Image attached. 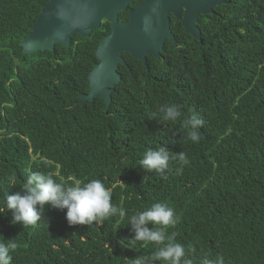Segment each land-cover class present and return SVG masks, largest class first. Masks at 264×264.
<instances>
[{"label": "trees", "instance_id": "1", "mask_svg": "<svg viewBox=\"0 0 264 264\" xmlns=\"http://www.w3.org/2000/svg\"><path fill=\"white\" fill-rule=\"evenodd\" d=\"M48 1L0 0V208L42 171L66 184L100 179L126 216L70 226L66 209L46 206L36 226H23L5 209L0 236L18 243L11 264H130L156 246L131 241L128 217L156 202L175 210L167 231L192 246L194 264L221 254L225 264H264V0H224L200 14L201 40L171 16L179 46L167 41L148 71L122 53L128 67L120 65L107 109L99 96L79 101L107 21L72 35L68 48L21 53ZM163 104L178 105L181 117L163 121ZM193 114L204 121L199 142L184 127ZM161 146L169 168L144 170L145 152ZM180 152L188 164L172 159Z\"/></svg>", "mask_w": 264, "mask_h": 264}, {"label": "water", "instance_id": "2", "mask_svg": "<svg viewBox=\"0 0 264 264\" xmlns=\"http://www.w3.org/2000/svg\"><path fill=\"white\" fill-rule=\"evenodd\" d=\"M223 1L145 0L128 10V20L119 22L118 13L127 10L133 0H49L19 45L23 54L52 51L55 44L68 48L72 35L87 37L102 20L109 22L110 31L99 39L95 49L98 61L88 73L89 91L79 95V101L99 96L107 109L112 86L121 79L118 65L125 64L122 52L148 70L147 54L158 57L165 40H175L170 15L181 19L186 33L201 40L198 15L213 12V7Z\"/></svg>", "mask_w": 264, "mask_h": 264}, {"label": "clouds", "instance_id": "3", "mask_svg": "<svg viewBox=\"0 0 264 264\" xmlns=\"http://www.w3.org/2000/svg\"><path fill=\"white\" fill-rule=\"evenodd\" d=\"M158 112L163 121H176L181 117V110L175 104H163ZM203 124L204 121L196 114L184 121V127L188 129L187 136L192 142L200 141L201 133L198 129ZM177 158L183 164L189 163L183 152L172 157ZM169 160L170 150L161 146L146 151L140 166L148 172H164L169 168ZM177 171H182V168ZM46 206L61 211L66 209V220L70 226L91 225L94 221L105 220L117 213L121 218L126 216L124 209L117 208L112 203V191L100 179L88 182L76 180L72 184H66L57 182L51 173L42 171L29 173L21 190L6 195L0 214L5 213L6 209L11 212V224L36 226L45 215ZM128 222L134 233L132 242L141 241L144 246H156V250L150 255L137 256L130 260V264H194V260L188 255L192 246L186 248L176 240L175 231H167L168 228L175 227L178 218L175 210L166 203L156 202L143 211H136L128 217ZM150 224L152 228L148 227ZM17 248L18 243L14 239L5 240L0 236V264H11V253ZM203 264H225V258L222 254L217 255L214 259H204Z\"/></svg>", "mask_w": 264, "mask_h": 264}, {"label": "flooded vegetation", "instance_id": "4", "mask_svg": "<svg viewBox=\"0 0 264 264\" xmlns=\"http://www.w3.org/2000/svg\"><path fill=\"white\" fill-rule=\"evenodd\" d=\"M143 1H145V0H140V1H138L134 6H130V4H129V6H128V9L127 10H125V12H126V14H127V17L125 18V19H123V20H119L118 19V21L119 22H123V21H126V20H128V18H129V14H128V10L129 9H131V8H134L138 3H140V2H143ZM119 14V13H118ZM200 15V14H199ZM199 15H198V19H199ZM171 16H173V15H170V17ZM176 18V17H175ZM176 19H178L179 21H180V23H181V25H182V22H181V19L180 18H176ZM104 21H106V20H102L101 22H100V26H101V24L104 22ZM109 23V22H108ZM99 26V27H100ZM183 26V25H182ZM197 26L199 27V25H198V20H197ZM199 29H200V27H199ZM183 30H184V27H183ZM109 31H110V24H109ZM108 31V32H109ZM108 32H106V33H103L101 36H100V38L103 36V35H105V34H107ZM200 34H201V29H200ZM174 35V34H173ZM175 37V36H174ZM167 41H171V40H169V39H166L165 40V42H164V45H163V49L159 52V56L158 57H154V56H152V55H150V54H147V56H146V62H152V64L153 63H155L156 61H158L159 59H163L164 58V55H162L163 53H166L164 50V48H165V45L167 44V47H169L168 46V43H167ZM171 44L173 45V46H179V44L177 43V41H176V38H175V40H174V42H172L171 41ZM170 48V47H169ZM122 53H124V52H122ZM23 54V53H22ZM122 55V54H121ZM5 56V54H1L0 55V60L1 59H3V57ZM122 57H123V55H122ZM124 58V57H123ZM14 60L15 61H17V59L16 58H14ZM125 60V59H124ZM147 63V64H148ZM120 65H123V66H125V67H128V63L126 62V60H125V64H119L118 65V70H119V68H120ZM143 65V64H142ZM144 66V65H143ZM148 69H149V65H148ZM147 70V69H146ZM148 71V70H147ZM120 72V71H119ZM120 75H121V73H120Z\"/></svg>", "mask_w": 264, "mask_h": 264}]
</instances>
